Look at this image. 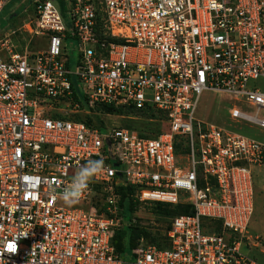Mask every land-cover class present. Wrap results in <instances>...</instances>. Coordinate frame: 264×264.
<instances>
[{
  "label": "built area",
  "instance_id": "built-area-1",
  "mask_svg": "<svg viewBox=\"0 0 264 264\" xmlns=\"http://www.w3.org/2000/svg\"><path fill=\"white\" fill-rule=\"evenodd\" d=\"M32 5L45 49L17 51L0 36V264H264L248 232L264 142L195 116L217 93L239 129L264 130V0H68L66 15L54 0ZM101 106L162 113L166 130L87 125ZM100 158L107 171L61 206L74 172ZM121 185L144 205L190 207L170 221L168 248L130 262L115 253Z\"/></svg>",
  "mask_w": 264,
  "mask_h": 264
},
{
  "label": "rangeland",
  "instance_id": "rangeland-1",
  "mask_svg": "<svg viewBox=\"0 0 264 264\" xmlns=\"http://www.w3.org/2000/svg\"><path fill=\"white\" fill-rule=\"evenodd\" d=\"M11 3V10L15 9L17 11V16L14 19L6 21L5 15H0V36L9 35V41L15 46L17 51L27 50L28 52L41 51L45 49V38L33 36L31 30L34 29L31 21L33 15V5L30 0H8ZM8 3V4H9ZM54 4L61 8L63 13L67 14L68 0H54ZM13 32L14 34H10ZM66 58L69 61V70L74 72L78 57L76 51L77 41L75 39L67 38L64 40ZM256 86L264 89V81L260 80L256 83ZM234 103L229 101V98L225 95H220L217 93H204L201 96L199 105L196 110V119L205 124H212L218 128L227 132H238L242 135L251 136L264 142V130L257 128L256 126L250 124H243L244 127L239 129L240 125H235L229 120L228 110L232 107ZM247 115L254 116L255 112L246 106H238ZM259 119H264V110L260 111L257 115ZM103 121L106 127H124L133 128L136 130H145L152 132V129H148L138 122L139 120L127 119L126 117L117 116H103ZM244 129V130H243ZM257 188H254L253 197V212L250 218L248 232L252 237H259L260 247L259 250L264 249V181L262 177L258 178L256 182ZM259 184V185H258ZM61 206L72 207L74 205H66L64 202ZM164 212V213H163ZM176 211H167L165 208L160 207H149L142 204L135 213L132 215L133 225L138 231H146L154 234L158 238V245H165L164 231L166 229L167 223L170 218L174 215ZM125 230L129 232V227L125 224ZM136 243L148 245L149 241L145 237H140ZM125 262L131 261L129 252L122 257ZM262 262L264 259L259 258Z\"/></svg>",
  "mask_w": 264,
  "mask_h": 264
},
{
  "label": "trees",
  "instance_id": "trees-1",
  "mask_svg": "<svg viewBox=\"0 0 264 264\" xmlns=\"http://www.w3.org/2000/svg\"><path fill=\"white\" fill-rule=\"evenodd\" d=\"M32 2L33 0H30V3ZM16 13L17 11L15 9L11 10V3H9L3 8L0 15L1 14L5 15L7 21L10 19H14L17 16ZM3 23L0 24V27L3 25ZM97 110L101 112L100 115L92 114L91 116L84 117L85 123L87 125L97 126L98 128H104L105 122L102 119L103 116H117V117H126L127 119L139 120L138 122L142 123L144 127L148 129H152L151 130L152 132H149L145 130H136L133 128H127L129 130L136 131L141 137L156 135L166 130V125L162 122L165 121V116L162 113H157L151 109L148 111L140 112L132 108H113L112 106H101ZM80 119L82 120V118ZM183 142L184 140L182 139L181 144H183ZM177 148L179 149V145H177ZM134 194H135V188L129 185H121L118 188V195H119L118 204L120 207V216L122 217L123 223L115 231L114 237L111 240V244L115 250V253L121 257H124L126 253L129 252L131 260H133L136 257L137 251H139V249H143L146 246H155L158 249L168 248L169 242L167 241L166 233L169 230L170 221L176 216L191 214L190 207L187 206H168L162 204L149 205L150 208L151 207L165 208L166 212L176 211L168 221L166 229L164 231L165 234L163 241H165V245L164 246L158 245L159 244L157 242L158 238L154 234L146 231H138L137 229H135L132 223L133 213H135V211H137L138 208H140V206L142 205L134 198ZM125 224H127L129 227L128 233L125 230ZM140 237H145L149 241V244L143 245L136 243L135 241H138Z\"/></svg>",
  "mask_w": 264,
  "mask_h": 264
},
{
  "label": "clouds",
  "instance_id": "clouds-1",
  "mask_svg": "<svg viewBox=\"0 0 264 264\" xmlns=\"http://www.w3.org/2000/svg\"><path fill=\"white\" fill-rule=\"evenodd\" d=\"M106 171L107 169L102 158L88 159L74 172L67 186L59 194L58 198L66 205L78 203L81 196L88 190L89 183L92 179Z\"/></svg>",
  "mask_w": 264,
  "mask_h": 264
}]
</instances>
